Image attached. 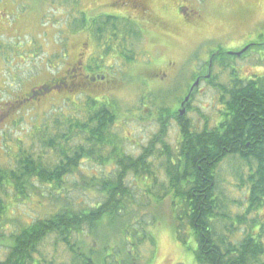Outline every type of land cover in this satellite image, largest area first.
I'll return each mask as SVG.
<instances>
[{
    "label": "trees",
    "instance_id": "1",
    "mask_svg": "<svg viewBox=\"0 0 264 264\" xmlns=\"http://www.w3.org/2000/svg\"><path fill=\"white\" fill-rule=\"evenodd\" d=\"M82 18L78 27L84 29L85 16ZM91 34L103 56L116 54L128 64L134 61V53L125 37L139 43L144 38L136 23L108 16L94 21ZM224 63L223 59L220 65ZM232 71L228 84L216 85L222 108L214 126L196 130L188 119L177 118L181 142L176 154L164 140L168 122L163 120L160 132L138 157L126 154L124 139L115 131L120 111L110 101L88 98L81 110L79 103L74 104L73 114L59 116L50 125L44 117L34 127L31 146L25 147L19 139L17 152L11 148L7 164L0 166V248L8 251L0 264L138 261L142 247L155 245L150 230L156 219L152 213L149 222L141 221L148 213L138 205L132 182L146 186L144 191L151 200H171L175 236L179 242L184 241L186 231L194 237L198 264H264L262 236L251 231L234 240L235 225L219 231V224L228 218L217 192L218 171L227 158L237 156L250 168L247 178L241 180L249 185L246 215L264 203V77L243 79ZM82 90L66 92L63 102ZM48 153L53 154L49 159ZM157 157H166L168 181L167 186H160L158 195L153 192L159 185ZM87 164L111 169L99 176L87 175ZM80 192L95 193L99 200L80 205L76 201ZM33 199L47 202V215L19 224L5 235L11 203ZM140 212L144 213L139 216ZM245 221L246 216L238 218L239 223Z\"/></svg>",
    "mask_w": 264,
    "mask_h": 264
},
{
    "label": "rangeland",
    "instance_id": "2",
    "mask_svg": "<svg viewBox=\"0 0 264 264\" xmlns=\"http://www.w3.org/2000/svg\"><path fill=\"white\" fill-rule=\"evenodd\" d=\"M1 1L2 10L12 13L11 21L21 19L22 22L16 25V29L13 28L17 30L13 34L15 39L8 35L0 39V166L7 164L11 148L17 152L19 139L25 147L31 146L34 127H38L44 117L49 119L48 125L54 124L57 117L73 114L74 104L79 103L81 110L88 98L110 101L119 109L120 118L115 131L124 139L126 154L138 157L160 132L162 120L168 122L164 140L170 151L176 154L181 142V129L176 115H172L171 111L175 105L174 111H180L185 91L192 84L190 69L201 65L198 59L202 61L208 58L217 49L230 54L241 52L251 43L256 45L241 57L222 54L220 58L224 59L225 66L216 63L210 75V78L213 77L211 83V79L200 83L192 93L183 118L198 130L205 126L211 128L218 120L222 106L217 86L228 84L232 70H236L243 79L264 77V0H156L150 4L151 9L169 19V28L162 32L146 22L138 21L144 34L143 40L140 43L132 40L126 43L131 48V54L134 53L133 62L128 64L116 54L103 56L96 47L93 73L105 77L104 82L90 81L93 86L90 89L83 87L81 94L77 97L73 95L70 101L63 102L67 94L60 95L61 99H57L60 96L56 98L55 94H51V97L43 95L33 102L24 103L26 105L20 109L18 102L31 87L43 84L50 76L63 75L82 43L89 44L86 53L93 51L91 39L66 30L70 21L67 15L74 12L73 7L77 6L78 12L84 11L89 18L112 15V12L105 6L109 0ZM11 1L16 6L15 10ZM186 8L189 10L182 12ZM194 13L198 14V23L190 26V18L197 19ZM73 15L69 14L71 17ZM63 60L68 62L65 64ZM169 62H173L172 68L168 67ZM164 70L170 78L168 81L151 77ZM176 73L178 78L172 81ZM98 84L102 86L97 90ZM80 89L82 86L72 90ZM160 147L159 150H162ZM52 156L51 153L47 154L48 159ZM165 162L166 157L155 158L156 176L159 179V185L153 189L156 195L160 194V186H167ZM110 169L87 164L84 171L87 175L99 176ZM249 169L235 157L227 158L220 165L217 192L228 218L219 224V231L224 232L225 228L235 225L234 240H241L252 231L257 237L262 236L264 243V203L260 209L246 215L249 185H243L241 180L247 178ZM150 182L146 183L150 186ZM131 186L137 192L138 205L148 213L142 215L144 212H140L139 216L143 217L141 221L149 222V217L153 218L152 213L156 219V225L150 230L155 245L142 247L137 256L139 260H134L133 264H198L194 237H189L186 231L184 241L179 242L175 236L171 200L159 201L156 197L151 200L144 191L146 186L133 182ZM42 191L46 189L42 188ZM84 193H78L76 201L80 205H92L99 200L95 193ZM39 202L40 199H33L26 203H11L5 225L8 231L4 234L9 235L19 224L45 217L49 206L45 200ZM243 216H246V221L239 223L238 218ZM135 227L139 228L138 225ZM96 244L97 247L100 241L97 240ZM7 253V248H0V260H4Z\"/></svg>",
    "mask_w": 264,
    "mask_h": 264
},
{
    "label": "flooded vegetation",
    "instance_id": "3",
    "mask_svg": "<svg viewBox=\"0 0 264 264\" xmlns=\"http://www.w3.org/2000/svg\"><path fill=\"white\" fill-rule=\"evenodd\" d=\"M110 2H108V4H106L105 6H108L107 8L109 9V11L112 12V15H101V16H108V17H112V18H116V19H121L123 21H131L137 24V26L140 27V29L142 30L141 25H139L138 21L140 22H146L148 25H150V27L152 28H156L159 29L160 31H167L169 28V25L167 23V17H163L164 15H159L158 13H156L154 10L151 9V3L154 4V2L156 0H109ZM0 3H3L0 0ZM12 3V7L14 8L13 10L16 9V6ZM161 5V4H160ZM161 8V6H160ZM190 8V7H189ZM189 8L187 9H182V12L185 11V13L189 10ZM192 11H194L193 8ZM74 12H70L69 14H74L72 17L69 16V14L67 15V17H70V21H69V27L67 28L66 26V30H68L69 33L73 34V35H77V36H82L85 35L87 38L91 39L92 41V52L91 53H86L87 49L89 48V44L88 43H82L81 44V49L79 52H77L74 56L73 62L69 63V65L67 67H65V71L63 73V75H55V76H50L47 79H45L44 83L38 86H33L31 87L23 96H22V101L18 102V107L20 109H22L26 104L24 103H29V101L32 100V102L34 101V99H38L40 96H45V95H50L51 94H55L54 96H58L59 94H68L66 92H72L73 88L76 87H84L85 89H90V86H93L90 84V81L95 82L97 80L104 82L106 79L103 76H95L93 73V64L94 61L96 59L95 53H94V49H96V47L99 49V51L102 54V48L99 47V43L94 39V37L92 36L91 32L93 31V27H94V21L96 22L97 18L101 17L98 16L96 18H89L87 13H84V11H79L78 12V7L75 6L73 7ZM196 14V13H194ZM78 15H80L78 17ZM83 15L85 16V28L82 29L80 27H78V25H82L83 21ZM198 14H196L197 16ZM12 13L9 11L4 12L2 10V5L0 4V39L2 36H6L8 35L9 38L11 39H15V37H13V34L15 32H17V30L15 31L13 28L16 29V25L20 24L21 19H17L15 20V22H12ZM190 23V26H193L192 23L197 22L198 23V16L197 19H191L188 21ZM34 27V26H33ZM120 30L123 32L124 31V26H120L119 27ZM31 31V30H30ZM9 33V34H6ZM25 36V35H22ZM125 40L129 42V37L126 36ZM251 45H255L252 44ZM258 46V45H257ZM234 55L232 53L227 54V53H222V51L220 49H217L215 51V53L213 54H209L208 58H204L202 61H199V63L201 62V65H197L195 69H190V81L192 82V84H189V86L187 87L186 91H185V96L184 98H186L188 95H191L192 97V93L197 89V87L200 85V83L204 82V81H209L210 75L212 74V69L213 66L218 63V65L220 64L221 59V55ZM70 56V55H69ZM230 57H236V56H230ZM105 58V57H104ZM197 58V57H195ZM61 62V60H60ZM63 62L66 64L68 62V60H63ZM171 64V65H170ZM168 67L172 68L173 62H169L167 63ZM165 65V67L167 66ZM66 66V65H65ZM178 65H176L177 67ZM162 67V68H165ZM176 69V68H175ZM154 75V76H153ZM151 77L157 78L160 81H168L169 76L168 73L165 72H160L158 74H152ZM75 78V79H74ZM177 73L175 76L172 77V81H174L175 79H177ZM196 82H199L198 86H196L193 91L192 87L194 86V84ZM89 84V85H88ZM96 84V83H95ZM99 86H102V84H98L96 89L98 90L101 89ZM70 89V91H69ZM68 90V91H67ZM184 101V100H183ZM183 101L180 103V108H181V104L183 103ZM30 106V105H29ZM176 107V105L173 107L171 114L175 116V119L177 121V118H183L180 117V111H178V109L176 111H174V108ZM185 108L187 109V106H185ZM177 112V113H176ZM178 123V121H177ZM190 126L195 128L194 126L191 125ZM214 126V125H213ZM205 128V127H203ZM201 128V130L203 129ZM209 128V127H208ZM198 130V129H196ZM249 147V145H247ZM235 158L240 159L239 157L235 156ZM225 161V160H224Z\"/></svg>",
    "mask_w": 264,
    "mask_h": 264
},
{
    "label": "water",
    "instance_id": "4",
    "mask_svg": "<svg viewBox=\"0 0 264 264\" xmlns=\"http://www.w3.org/2000/svg\"><path fill=\"white\" fill-rule=\"evenodd\" d=\"M251 47H252V45H248V46L245 47L241 52H239V53H232V54L236 55L237 57H241V56H242L244 53H246ZM198 84H199V82H196V83L194 84V86L192 87V90H191V91H193V89H194L196 86H198ZM190 98H191V95H188V96L184 99L183 103L181 104L180 115H179L180 117H183V116H184V114H185V112H186L185 106H186V104L189 102Z\"/></svg>",
    "mask_w": 264,
    "mask_h": 264
}]
</instances>
